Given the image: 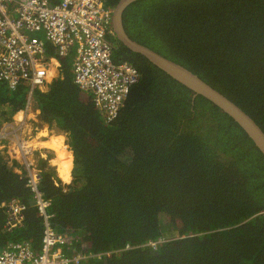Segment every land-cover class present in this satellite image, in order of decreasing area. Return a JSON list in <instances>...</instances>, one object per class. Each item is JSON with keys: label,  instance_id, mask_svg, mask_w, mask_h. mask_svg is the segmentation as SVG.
Masks as SVG:
<instances>
[{"label": "trees", "instance_id": "trees-1", "mask_svg": "<svg viewBox=\"0 0 264 264\" xmlns=\"http://www.w3.org/2000/svg\"><path fill=\"white\" fill-rule=\"evenodd\" d=\"M123 25L130 38L197 74L264 131V0H137ZM113 42V59L139 72L113 121L71 82L70 57L62 60V78L33 94L40 123L66 138L69 150L64 144L55 164L62 161L69 177L74 164L71 182L62 184L48 163L52 152L35 155L52 226L77 234L91 254L119 250L79 264H264L261 152L216 105L193 97L115 35ZM25 103V86L0 84V125ZM18 166L0 152V204L17 199L26 206L22 225L11 231L0 206V248L16 240L35 248L40 239L42 221ZM158 238L156 248L147 245ZM70 248L80 250L81 242Z\"/></svg>", "mask_w": 264, "mask_h": 264}, {"label": "built area", "instance_id": "built-area-1", "mask_svg": "<svg viewBox=\"0 0 264 264\" xmlns=\"http://www.w3.org/2000/svg\"><path fill=\"white\" fill-rule=\"evenodd\" d=\"M107 1L0 0V84L11 91L26 87L25 110L35 91L44 92L55 79L62 78V60L70 57L71 82L89 95L106 122L116 118L139 73L130 62L113 59V7ZM8 126L0 130V147L6 148L8 159L24 165L26 184L42 224L37 247L26 240L9 241L0 248V264H79L91 256L102 258L119 252L91 254L85 251L87 242L77 234L55 230L48 213L51 201L38 188L40 170L28 160L34 151L33 140L40 137L36 132L21 139L23 136L14 135ZM16 127L21 128L20 124ZM0 206L6 214L4 229L22 225L25 204L11 199ZM77 240L81 249L72 250L70 246ZM161 242L158 238L147 245L156 248Z\"/></svg>", "mask_w": 264, "mask_h": 264}, {"label": "water", "instance_id": "water-1", "mask_svg": "<svg viewBox=\"0 0 264 264\" xmlns=\"http://www.w3.org/2000/svg\"><path fill=\"white\" fill-rule=\"evenodd\" d=\"M135 1L137 0H118L114 5L111 24L116 39L127 49L142 55L150 63L192 90L193 97L203 96L230 116L244 130L264 157V131L249 114L191 70L128 36L123 25V14L126 8Z\"/></svg>", "mask_w": 264, "mask_h": 264}, {"label": "rangeland", "instance_id": "rangeland-1", "mask_svg": "<svg viewBox=\"0 0 264 264\" xmlns=\"http://www.w3.org/2000/svg\"><path fill=\"white\" fill-rule=\"evenodd\" d=\"M86 97L90 98L89 95L85 94ZM91 99V98H90ZM30 105H31V110L28 111V112H25V114L22 113V117L25 116L27 117L25 120L27 122H24L25 120H23V118H18L16 117L15 115L13 116L12 120L9 121V122H6V123H3L0 127V130H2L6 125H9L7 127V129L9 128H12L13 132H14V135H16L17 133L23 137H21V139H26L28 137H30L31 135H34L36 133V131L41 132L40 136L42 137L43 140H47L48 137H51V136H63L64 137V144L66 145L67 147V144H66V138H65V135L61 132V131H57V130H53V129H48L47 125L46 124H41L39 119H38V113H39V110H37L35 108V105H34V101L33 99L31 100L30 102ZM24 111V110H23ZM33 122H36L35 124H33ZM17 124H20V127H16ZM40 137V139H41ZM35 139V137H32ZM40 139H36L35 141L33 140V146H34V151H33V154L31 157H28V160L34 165L36 166L35 162H36V154H38V156L42 157V158H45L46 157V154H50L48 151L52 152V158L51 159H48V163L53 166L56 170V173H57V176H58V172L57 170L58 167H56V164H55V161H56V154H55V151L51 148H48V147H45L43 145H41L39 143V140ZM57 140L59 142H61V139L60 138H57ZM3 141L0 140V145H2ZM56 147V146H55ZM45 148V150H41ZM68 149V147H67ZM69 150V149H68ZM39 151V152H38ZM71 151V150H70ZM0 152L5 156V158H7V153H6V148H1L0 147ZM72 152V151H71ZM73 155V153H72ZM8 163L11 165L13 161H16V160H10L8 159ZM18 162V161H16ZM19 166L18 167H14V169L18 172V173H21L22 170H25L24 169V165L20 164L18 162ZM74 165V164H73ZM73 165H72V168H73ZM72 168L70 169V178L64 182L61 180V178L58 176V178L61 180L62 184H68L71 182L72 180V176H71V170ZM69 177V176H68ZM162 218L164 220H171L170 216L169 215H162ZM172 229V227H171Z\"/></svg>", "mask_w": 264, "mask_h": 264}, {"label": "crops", "instance_id": "crops-1", "mask_svg": "<svg viewBox=\"0 0 264 264\" xmlns=\"http://www.w3.org/2000/svg\"><path fill=\"white\" fill-rule=\"evenodd\" d=\"M19 113H21L20 111H18L17 113H16V117H18V118H21L22 117V113L19 115ZM38 132V131H37ZM38 135H37V137H41L40 136V134H41V132H39V133H37ZM53 138L55 139V138H60L61 139V142L59 143V146H58V144H57V146L55 147V146H53V142L50 144V142H49V140L50 139H52L53 140ZM63 140H64V137L63 136H61V135H59V136H51V137H48L47 138V140H43L42 139V137H41V139L39 140V143L41 144V145H43V146H45V147H48V148H51V149H53V150H55L56 152H55V154H56V158H58L57 157V154H58V156L60 157V159H61V157H63V152H64V150H63V148H64V142H63ZM51 141V140H50ZM48 142V143H47ZM45 143H47V144H45ZM50 144V145H49ZM56 167H58V165L56 164ZM66 174H67V172H65ZM68 176V175H67ZM63 181V180H62Z\"/></svg>", "mask_w": 264, "mask_h": 264}, {"label": "bare ground", "instance_id": "bare-ground-1", "mask_svg": "<svg viewBox=\"0 0 264 264\" xmlns=\"http://www.w3.org/2000/svg\"><path fill=\"white\" fill-rule=\"evenodd\" d=\"M24 110V111H23ZM31 110V106L29 105L28 106V108L25 110V109H22V110H20V112H22L23 114H25V112H28V111H30ZM51 140V141H50ZM49 140V142H50V144L53 142V146H57V144H58V146H59V141L57 140V138H53V140L52 139H50ZM35 141V140H34ZM48 143V142H47ZM47 143H45V144H47ZM49 144V145H50ZM58 169L59 170H57V172H58V176L61 178V180H63L64 182H66L70 177H68L69 175L68 174H66L65 172H66V170H65V168H64V164H63V162L62 161H60L58 164ZM68 175V176H67Z\"/></svg>", "mask_w": 264, "mask_h": 264}, {"label": "clouds", "instance_id": "clouds-1", "mask_svg": "<svg viewBox=\"0 0 264 264\" xmlns=\"http://www.w3.org/2000/svg\"><path fill=\"white\" fill-rule=\"evenodd\" d=\"M114 7V6H113ZM136 68V67H135ZM137 69V68H136ZM138 71V70H137ZM139 73V72H138ZM39 114V113H38ZM7 122H9V121H7ZM3 123H6V122H3ZM3 123H1V125L3 124ZM1 125H0V127H1ZM37 132V131H36ZM38 133V132H37ZM43 149H45V148H43ZM43 149H41V150H43ZM40 178V177H39ZM56 230V229H55Z\"/></svg>", "mask_w": 264, "mask_h": 264}]
</instances>
